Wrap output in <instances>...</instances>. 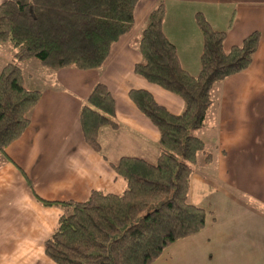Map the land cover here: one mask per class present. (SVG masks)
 <instances>
[{"label": "crops", "instance_id": "obj_1", "mask_svg": "<svg viewBox=\"0 0 264 264\" xmlns=\"http://www.w3.org/2000/svg\"><path fill=\"white\" fill-rule=\"evenodd\" d=\"M159 1L137 2L133 28L111 45L100 68L52 71L35 64L36 83L25 72L30 59L21 62L24 86L40 96L24 132L0 152V264H56L44 241L63 209L38 202L30 185L44 200L81 202L92 190L123 191L125 180L111 166L121 157L156 162L159 131L129 91H148L172 114L184 108L182 98L133 69L141 60L140 33ZM162 1L163 32L192 75L199 71L203 44L197 13L226 33L225 50L254 31L260 40L246 69L212 86L204 125L194 131L204 150L193 164L188 201L205 210L204 227L169 245L151 264H264V0ZM99 82L114 99L118 126L100 127L95 151L83 137L79 110Z\"/></svg>", "mask_w": 264, "mask_h": 264}, {"label": "trees", "instance_id": "obj_2", "mask_svg": "<svg viewBox=\"0 0 264 264\" xmlns=\"http://www.w3.org/2000/svg\"><path fill=\"white\" fill-rule=\"evenodd\" d=\"M139 0H4L0 4V44L8 42L11 61L0 69V152L30 122L40 91L23 84L21 62L37 60L56 71L72 66L100 68L111 45L134 25ZM164 4L150 11L140 33L141 60L134 73L182 98L184 108L170 113L146 90L132 89L130 99L159 131L155 163L123 156L112 164L125 180L120 194L92 190L85 201H47L62 207L44 252L56 264H151L175 241L199 232L204 209L188 201V184L204 142L194 131L204 125L212 104V86L246 69L260 40L258 31L224 49V31L213 30L201 13L196 22L203 36L196 75L181 67L175 46L162 29ZM86 143L100 150L98 131L117 128L114 99L96 83L79 110Z\"/></svg>", "mask_w": 264, "mask_h": 264}, {"label": "rangeland", "instance_id": "obj_3", "mask_svg": "<svg viewBox=\"0 0 264 264\" xmlns=\"http://www.w3.org/2000/svg\"><path fill=\"white\" fill-rule=\"evenodd\" d=\"M12 56H13V50L11 49V46L8 42H4V43H1L0 44V69L1 67L11 61L12 59ZM33 61V62H31ZM31 64L27 65L28 66V69L25 68V72L28 73L30 72L31 76H32V81L38 83L40 81V79H38L37 77H35L38 72H40L37 67H34L33 65H42L41 63H39L37 60H34V59H30V62ZM34 63V64H33ZM42 67V66H41ZM34 76V77H33ZM195 133V132H194Z\"/></svg>", "mask_w": 264, "mask_h": 264}]
</instances>
